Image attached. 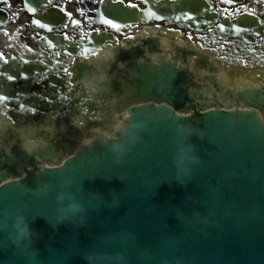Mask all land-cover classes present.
Here are the masks:
<instances>
[{"label": "water", "instance_id": "obj_1", "mask_svg": "<svg viewBox=\"0 0 264 264\" xmlns=\"http://www.w3.org/2000/svg\"><path fill=\"white\" fill-rule=\"evenodd\" d=\"M28 2L36 5L39 0ZM165 8L159 12L173 17L200 10L192 0L170 2ZM155 9L151 7L150 12ZM103 15L106 21L121 26L136 21L140 12L122 4L105 7ZM208 17L212 21L216 15ZM199 22L200 17L196 23ZM113 40L108 35L95 38L84 55ZM159 46L158 38H148L129 49L114 47L116 63L126 61L123 69L115 76L94 81L104 109L107 100L116 97L122 108H131L135 115L147 109L152 113L150 106L160 104L183 114L193 111L192 116L168 118L169 126L160 128L161 135L138 126L143 139H135L131 147L123 139L98 144L103 147L97 150L96 159L93 156L91 168L89 157L83 158L87 154L70 158L67 152L71 150L64 144L67 139L50 145L55 142L50 132H31L25 137L11 124L0 123V198L7 201L25 197L28 192L23 189H30L36 201L31 202V213L24 216L32 222L34 214L44 211L41 219H45L44 228L36 229L37 225L24 230L23 222L12 219L13 207L1 205L0 264H264V127L251 118L253 114L239 109L246 104L264 112V88H228L225 92V87L219 86L225 102L206 99L207 90L194 82L204 80L199 72L173 59L171 52V57L156 53L161 51ZM147 51L156 53L155 57L144 56ZM32 69L29 66L16 74L12 84L0 83V96L6 97L0 102L17 110L16 114L8 113V117L18 126L24 125L23 121H16L19 112L34 111L28 106L30 99H25L38 89L33 80L41 81L47 76L42 87L64 86L59 70L58 75H47L48 68L36 72ZM85 69L78 64L74 70L79 75L71 81L91 78ZM64 87L58 91L61 97L66 92ZM85 95L83 92L78 99ZM76 100L73 103L77 104ZM87 104V112L94 109L98 114L99 110L91 107L93 104ZM206 105L210 108L206 109ZM76 107L73 105L72 109ZM110 107L121 110L115 101ZM45 108L56 113L58 106H42L38 110ZM232 108L238 111H225ZM99 125L98 121L91 127ZM77 131L90 136L84 130ZM28 141L35 143L22 144ZM70 142L73 150L76 139L71 137ZM166 143L171 148H167L165 159L172 158V165L159 157ZM55 148L59 151L54 158L49 152ZM189 149L191 158L183 166L185 171L178 167L177 160ZM63 159L67 165L62 169H37L46 162L59 166ZM82 162L87 168L76 170ZM68 177L83 185H68ZM142 184L150 186L140 191ZM105 202L108 204L98 205ZM73 205L78 208L73 210ZM53 226L59 228H50ZM42 230L45 231L31 237ZM29 237L41 253L37 261V250L27 245ZM15 249H22V253Z\"/></svg>", "mask_w": 264, "mask_h": 264}, {"label": "bare ground", "instance_id": "obj_2", "mask_svg": "<svg viewBox=\"0 0 264 264\" xmlns=\"http://www.w3.org/2000/svg\"><path fill=\"white\" fill-rule=\"evenodd\" d=\"M257 7H255V9H256ZM219 20H220V18H219ZM206 28V27H205ZM205 28H201L200 30H204ZM161 42L162 43H166V44H169L170 46H172L173 48H174V46H175V44L174 43H172L171 41H169V40H161ZM240 43V40H237L236 41V44H239ZM244 48H245V46H243ZM197 65H199V63H197L196 62V66ZM195 66V67H196ZM255 68H259V66H255ZM220 70H228V69H226L225 67L224 68H220ZM232 73L234 74H236V71H235V69H232ZM263 76H264V74H263ZM125 123L123 124V129H125V130H130L131 129V126L129 125L130 124V122L128 121V120H126V121H124Z\"/></svg>", "mask_w": 264, "mask_h": 264}, {"label": "clouds", "instance_id": "obj_3", "mask_svg": "<svg viewBox=\"0 0 264 264\" xmlns=\"http://www.w3.org/2000/svg\"><path fill=\"white\" fill-rule=\"evenodd\" d=\"M190 151V149L188 151H185L184 154L182 156H180L177 160V165L178 167H181L183 170H187L186 168H183L186 160L190 159L191 157H189L188 152ZM73 210H75L76 208H78V205H73L72 206Z\"/></svg>", "mask_w": 264, "mask_h": 264}, {"label": "snow or ice", "instance_id": "obj_4", "mask_svg": "<svg viewBox=\"0 0 264 264\" xmlns=\"http://www.w3.org/2000/svg\"><path fill=\"white\" fill-rule=\"evenodd\" d=\"M224 2H226V3H231L232 0H224ZM133 7H134V6H133ZM35 23L40 24L39 21H36ZM74 23H75V22H74ZM106 23H108V24H110V25H112L113 27H116V28L119 27L118 25H114V24H112L111 21H106ZM40 27H45V25L40 24ZM49 30H51V29H49ZM65 71H66V70H65ZM8 79L11 80V79H13V77L9 76ZM0 99H6V97L0 96Z\"/></svg>", "mask_w": 264, "mask_h": 264}, {"label": "flooded vegetation", "instance_id": "obj_5", "mask_svg": "<svg viewBox=\"0 0 264 264\" xmlns=\"http://www.w3.org/2000/svg\"><path fill=\"white\" fill-rule=\"evenodd\" d=\"M55 2L58 3V4L66 5V4L64 3L65 0H55ZM90 2H92V0H90ZM1 4L4 5V6H6V3H5L3 0H1ZM94 5L97 6L98 3L95 2Z\"/></svg>", "mask_w": 264, "mask_h": 264}]
</instances>
